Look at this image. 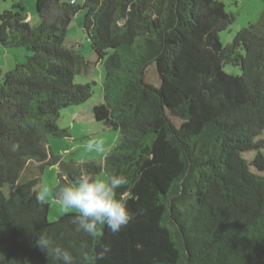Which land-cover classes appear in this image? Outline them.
I'll return each instance as SVG.
<instances>
[{
  "label": "trees",
  "instance_id": "obj_1",
  "mask_svg": "<svg viewBox=\"0 0 264 264\" xmlns=\"http://www.w3.org/2000/svg\"><path fill=\"white\" fill-rule=\"evenodd\" d=\"M36 8V26L22 3L0 14V45L32 52L0 82V264H59L36 245L42 233L73 264H89L84 254L103 245L110 251L96 264H264V10L224 44L235 16L221 0H36ZM80 11L90 57L68 39ZM99 63L94 116L119 142L101 163L62 160L48 139L68 136L60 112L92 97L96 82L76 77ZM53 165L56 200L82 175L126 176L117 197L133 215L127 227H105L97 239L77 231L75 212L50 222L37 197Z\"/></svg>",
  "mask_w": 264,
  "mask_h": 264
},
{
  "label": "rangeland",
  "instance_id": "obj_2",
  "mask_svg": "<svg viewBox=\"0 0 264 264\" xmlns=\"http://www.w3.org/2000/svg\"><path fill=\"white\" fill-rule=\"evenodd\" d=\"M65 1V0H63ZM70 1V0H66ZM84 0H76L77 4H82ZM225 3L228 12L235 16L234 22L229 28L221 33V40L224 44L231 42L234 35L250 23L256 22L263 10V0H221ZM24 3L28 20L32 26L41 22L40 15L37 12L36 0H0V14L13 8L17 3ZM84 11H80L71 21L68 29V39L79 42L83 45L81 53L85 57H90L93 52L90 42L83 31ZM32 52L24 48H4L0 45V82L3 75L14 68L18 63L26 61ZM225 70L230 73L239 74L238 67L226 65ZM103 63H99L92 71L90 77L78 75V82L86 83L95 81L94 93L92 97L84 104L71 106L60 112L57 125L62 129L68 130V136L62 138L48 139V146L51 152L62 160L77 162L97 161L102 162L105 155L118 144L119 133L113 129L106 128L101 122H98L94 116L93 109L96 105L103 102ZM90 141H101L102 151L87 149ZM39 165V164H38ZM36 167V166H35ZM33 167V173L38 171V166ZM60 167L58 165L46 166L41 176L39 192L42 194L44 187L48 188L45 200L49 203L48 220L50 222L58 220L62 215L74 211H64L58 201L53 196V189L58 184V174ZM109 174L105 169L96 176V179L107 180ZM14 187L7 185L4 188L6 194H10Z\"/></svg>",
  "mask_w": 264,
  "mask_h": 264
},
{
  "label": "clouds",
  "instance_id": "obj_3",
  "mask_svg": "<svg viewBox=\"0 0 264 264\" xmlns=\"http://www.w3.org/2000/svg\"><path fill=\"white\" fill-rule=\"evenodd\" d=\"M89 151H102L101 141H90L87 144ZM128 184L124 175H113L107 180L95 179L88 175H82L71 183H65L56 192V198L64 211H74L76 216L73 222L77 225V231H83L93 238H101L105 227L113 234L127 227L133 219L126 202L117 197V189ZM48 188L44 187L42 194L37 199L40 203L45 202ZM36 245L47 255L51 254L59 264H73L71 252L54 244L46 234L36 237ZM110 251L108 245H103L99 251L84 258L89 264L104 259Z\"/></svg>",
  "mask_w": 264,
  "mask_h": 264
},
{
  "label": "crops",
  "instance_id": "obj_4",
  "mask_svg": "<svg viewBox=\"0 0 264 264\" xmlns=\"http://www.w3.org/2000/svg\"><path fill=\"white\" fill-rule=\"evenodd\" d=\"M66 1V0H65ZM22 4H23V6H24V3L22 2ZM37 167L38 166V163L37 162H34V161H32L30 164H29V172L30 173H33V167ZM35 167V168H36Z\"/></svg>",
  "mask_w": 264,
  "mask_h": 264
},
{
  "label": "built area",
  "instance_id": "obj_5",
  "mask_svg": "<svg viewBox=\"0 0 264 264\" xmlns=\"http://www.w3.org/2000/svg\"><path fill=\"white\" fill-rule=\"evenodd\" d=\"M74 2V1H73Z\"/></svg>",
  "mask_w": 264,
  "mask_h": 264
}]
</instances>
